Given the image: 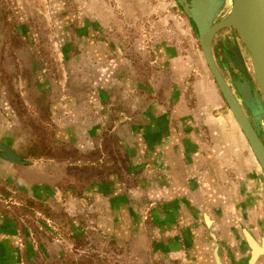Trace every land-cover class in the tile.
Here are the masks:
<instances>
[{"label": "crops", "instance_id": "1", "mask_svg": "<svg viewBox=\"0 0 264 264\" xmlns=\"http://www.w3.org/2000/svg\"><path fill=\"white\" fill-rule=\"evenodd\" d=\"M5 1L0 142L25 163L0 157V240L18 264L40 249L3 204L37 209L45 262L264 264V180L177 2Z\"/></svg>", "mask_w": 264, "mask_h": 264}, {"label": "water", "instance_id": "2", "mask_svg": "<svg viewBox=\"0 0 264 264\" xmlns=\"http://www.w3.org/2000/svg\"><path fill=\"white\" fill-rule=\"evenodd\" d=\"M175 1L192 21L204 62L264 174V0H231L230 5L227 0ZM224 8L227 11L222 14ZM228 29L236 34L247 60L244 61L237 47L233 53L244 79L234 80V89L221 73L213 55L216 34ZM250 111L256 116L257 125L250 117ZM0 157L9 163H25L2 142Z\"/></svg>", "mask_w": 264, "mask_h": 264}, {"label": "flooded vegetation", "instance_id": "3", "mask_svg": "<svg viewBox=\"0 0 264 264\" xmlns=\"http://www.w3.org/2000/svg\"><path fill=\"white\" fill-rule=\"evenodd\" d=\"M6 5L10 9H6ZM2 14H4L3 19H6L8 14L11 16L12 8L10 5V2L8 3L5 0H0V16ZM222 31H219L213 40V55H214L215 61L218 65L221 73L225 77L228 84H230L232 87V82L234 80L238 79L241 81L244 79V75H243V72L240 68V65L237 62V60L235 59V55L233 53L234 50L237 49V47H238V49L240 50V52L244 58V61L246 62L247 60L245 57L244 49H243L240 41L238 40L236 34L232 32L230 35L226 36V38H224L221 35V36H219L220 38L218 39V35L220 33H222ZM232 88L234 89V87H232ZM247 110H251V109H247ZM250 117L252 118L254 123L257 125L258 120H257L256 116L251 114V111H250ZM246 143H247V141H246ZM247 145H248V143H247ZM260 171H261V169H260ZM261 175H262L261 177L264 180V174L262 171H261ZM32 212L33 211L31 210V214H32ZM5 217H9V216H5ZM4 236H5V241H3L2 239L0 240V264H18L19 263V252H18L17 246L14 242V239L11 237L10 234L4 233ZM24 241H26V240H24ZM25 245H26L27 249L31 252L33 249L31 242L30 241L26 242ZM36 258L37 257H35L33 255H32V257H29L27 264H37V262H35Z\"/></svg>", "mask_w": 264, "mask_h": 264}, {"label": "rangeland", "instance_id": "4", "mask_svg": "<svg viewBox=\"0 0 264 264\" xmlns=\"http://www.w3.org/2000/svg\"><path fill=\"white\" fill-rule=\"evenodd\" d=\"M6 9H10V8L6 5ZM226 11H227V8H224V10H222V14ZM225 31H227L230 34L233 32L232 30H229V29L225 30ZM0 192L3 195H4V193H6V191L2 190L1 188H0ZM21 197H24V199H26L25 196H22L21 194H18V193L15 194L13 197V200H15L14 202H22L24 199ZM3 205H5V206L1 207V211L3 213L6 212L7 214L10 213L12 217L17 216V218H14V219H15V221H16V219L18 220V222H16V223H17V225L19 224L18 225L19 229H22L23 235L25 233L24 230L26 231L25 239L27 236L28 237L27 241H32L34 244L33 247L40 249V252H37L38 255L36 256L37 258H36L35 262H37V264H44L45 259H42L43 258L42 253H44V251H43V247H44L43 243L44 242L43 241L45 240V237L52 238V236L48 233V231H44V229L42 227L43 224L41 223L42 219L39 215L36 214L37 209H35L34 207L33 208L29 207V209H26V208H22L20 205L12 204L11 206L13 207V209L12 210H6L5 207L7 204H3ZM31 210L34 212H32L31 215L30 214L27 215L29 213V211L31 212ZM46 228L49 229L51 232H53L55 235L59 233V231L55 228V225H53V224H49V223L46 224ZM68 257H69V259H71L73 261V259H74L73 255H70ZM45 263L46 264H60V261L58 260V258H53V259L51 258L50 261H47Z\"/></svg>", "mask_w": 264, "mask_h": 264}, {"label": "bare ground", "instance_id": "5", "mask_svg": "<svg viewBox=\"0 0 264 264\" xmlns=\"http://www.w3.org/2000/svg\"><path fill=\"white\" fill-rule=\"evenodd\" d=\"M230 3H231V0H227V5H230Z\"/></svg>", "mask_w": 264, "mask_h": 264}, {"label": "trees", "instance_id": "6", "mask_svg": "<svg viewBox=\"0 0 264 264\" xmlns=\"http://www.w3.org/2000/svg\"><path fill=\"white\" fill-rule=\"evenodd\" d=\"M6 195H8V193Z\"/></svg>", "mask_w": 264, "mask_h": 264}]
</instances>
